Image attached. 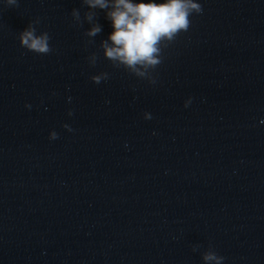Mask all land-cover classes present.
Segmentation results:
<instances>
[{"label": "clouds", "instance_id": "9594fccd", "mask_svg": "<svg viewBox=\"0 0 264 264\" xmlns=\"http://www.w3.org/2000/svg\"><path fill=\"white\" fill-rule=\"evenodd\" d=\"M9 7L18 6V0H4ZM82 4L89 10L84 12L83 18L79 9L71 12L73 21L83 26L86 21L90 27L85 35L96 37L102 28L96 22L97 9L104 10L106 18L111 21L113 31L108 38L100 42L103 56L116 68H123L134 76L155 83L152 73L162 63V51L168 44L175 41L181 32H187L191 26V16L202 13V6L197 0H156L136 3L134 0H82ZM37 18L19 33L21 47L39 55L52 52L50 36L47 32L37 34L35 25ZM90 43L94 42L92 40ZM89 63L95 66L97 54L88 57ZM99 84L109 78L107 72L90 77ZM71 101V97H69ZM190 101H186L185 107ZM30 107V106H29ZM69 115L72 112L69 111ZM145 118L151 116L145 113ZM68 128V125H64ZM69 131L71 129L69 128ZM51 139L57 138L55 131L50 133ZM194 251L197 249L194 247ZM204 264H222L224 257L218 255L211 247L202 253Z\"/></svg>", "mask_w": 264, "mask_h": 264}]
</instances>
